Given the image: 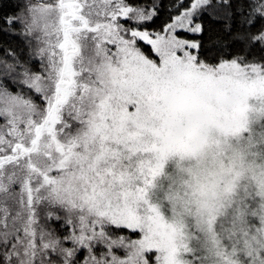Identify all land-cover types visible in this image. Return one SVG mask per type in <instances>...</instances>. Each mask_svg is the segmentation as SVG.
<instances>
[{
    "label": "snow or ice",
    "instance_id": "1",
    "mask_svg": "<svg viewBox=\"0 0 264 264\" xmlns=\"http://www.w3.org/2000/svg\"><path fill=\"white\" fill-rule=\"evenodd\" d=\"M160 7L0 11V264H264V0Z\"/></svg>",
    "mask_w": 264,
    "mask_h": 264
},
{
    "label": "trees",
    "instance_id": "2",
    "mask_svg": "<svg viewBox=\"0 0 264 264\" xmlns=\"http://www.w3.org/2000/svg\"><path fill=\"white\" fill-rule=\"evenodd\" d=\"M174 0H155V3L161 5L159 9V16L155 20L153 27H158L159 25L163 24L170 15L173 13L175 9L172 7ZM11 0H0V11L7 12L10 10ZM0 39L7 40L8 37H0ZM14 42V41H13Z\"/></svg>",
    "mask_w": 264,
    "mask_h": 264
}]
</instances>
